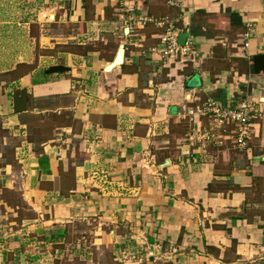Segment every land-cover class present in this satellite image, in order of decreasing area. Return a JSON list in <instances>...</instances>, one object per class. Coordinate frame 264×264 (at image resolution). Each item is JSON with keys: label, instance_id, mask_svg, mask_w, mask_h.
Listing matches in <instances>:
<instances>
[{"label": "crops", "instance_id": "1", "mask_svg": "<svg viewBox=\"0 0 264 264\" xmlns=\"http://www.w3.org/2000/svg\"><path fill=\"white\" fill-rule=\"evenodd\" d=\"M161 19L182 71L150 52ZM262 56L264 0H0V264L86 232L109 264H264ZM208 101L250 104L244 147Z\"/></svg>", "mask_w": 264, "mask_h": 264}, {"label": "built area", "instance_id": "2", "mask_svg": "<svg viewBox=\"0 0 264 264\" xmlns=\"http://www.w3.org/2000/svg\"><path fill=\"white\" fill-rule=\"evenodd\" d=\"M168 4L173 7H178L179 4L174 1H169ZM132 13L133 9H129ZM136 23L143 25L146 22H154L149 18L135 19ZM157 26L163 28L162 33L158 36L160 49H152L150 52L157 53L160 57L162 66L167 69L176 71H182L187 63L192 62L194 55L188 45L178 43V23L177 20L161 19L155 22ZM252 107L248 103H241L236 108H224L223 106L208 101L201 108L198 109V113L203 116H209L215 123V126L221 128L222 126H232V137L235 144L239 147H244L246 140L250 136V120L253 118L251 114ZM204 139H215L216 134L213 132L210 134H204ZM217 139V138H216Z\"/></svg>", "mask_w": 264, "mask_h": 264}, {"label": "rangeland", "instance_id": "3", "mask_svg": "<svg viewBox=\"0 0 264 264\" xmlns=\"http://www.w3.org/2000/svg\"><path fill=\"white\" fill-rule=\"evenodd\" d=\"M86 232V231H85ZM83 239H67L60 264H109V250L93 244L88 232Z\"/></svg>", "mask_w": 264, "mask_h": 264}, {"label": "water", "instance_id": "4", "mask_svg": "<svg viewBox=\"0 0 264 264\" xmlns=\"http://www.w3.org/2000/svg\"><path fill=\"white\" fill-rule=\"evenodd\" d=\"M125 32H126V30H125ZM186 36H187L186 34L180 35L178 37V43L183 45L184 42H185ZM123 56H124V46L123 45H119L114 60L106 66L105 70L109 71L112 68L121 65L122 61H123Z\"/></svg>", "mask_w": 264, "mask_h": 264}, {"label": "trees", "instance_id": "5", "mask_svg": "<svg viewBox=\"0 0 264 264\" xmlns=\"http://www.w3.org/2000/svg\"><path fill=\"white\" fill-rule=\"evenodd\" d=\"M262 58H264V56H262ZM258 58H255L253 61H252V70L253 71H258V70H256L255 69V67H256V64L258 63ZM259 62H260V60H259Z\"/></svg>", "mask_w": 264, "mask_h": 264}]
</instances>
